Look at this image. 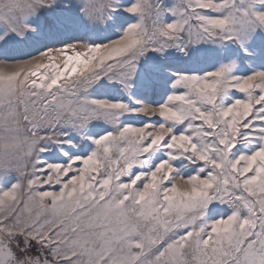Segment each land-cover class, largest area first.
Segmentation results:
<instances>
[{"label": "snow or ice", "instance_id": "snow-or-ice-1", "mask_svg": "<svg viewBox=\"0 0 264 264\" xmlns=\"http://www.w3.org/2000/svg\"><path fill=\"white\" fill-rule=\"evenodd\" d=\"M204 42L227 62L133 99L146 53ZM233 45L264 61V0H0V264H264V70Z\"/></svg>", "mask_w": 264, "mask_h": 264}, {"label": "rangeland", "instance_id": "rangeland-1", "mask_svg": "<svg viewBox=\"0 0 264 264\" xmlns=\"http://www.w3.org/2000/svg\"><path fill=\"white\" fill-rule=\"evenodd\" d=\"M119 34V29H109L106 32L100 33L99 38H115V35ZM77 35H84V33H69L67 38H71ZM97 39L96 35L91 37ZM194 49H198L200 53L207 52L208 55L194 54L191 58L182 56L179 53L173 52L171 55L161 56L158 53H146L140 60V66L137 70V75L134 78V87L131 90L133 99H138L144 103H160L166 98V96L172 91L171 79L173 72H199L213 70L218 66L219 62L224 59V52L220 45H214L208 42H204L197 45H192ZM232 52L231 58L236 60L235 73L237 75H245L252 71L264 70V61L259 58L246 59L237 57L235 55L236 46H231ZM30 51V49L24 46H18L12 54L21 58L23 53ZM91 96L97 98H109V99H124L128 101L129 93L118 85L109 83L107 80L100 82L97 86L89 91ZM237 95H240L237 93ZM123 119V118H122ZM130 122H141L133 118ZM92 131L96 134H102L109 125L102 121L93 122ZM45 159L58 160V155L46 154ZM187 171V169L185 170ZM224 208L225 206H220Z\"/></svg>", "mask_w": 264, "mask_h": 264}]
</instances>
